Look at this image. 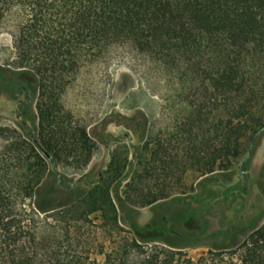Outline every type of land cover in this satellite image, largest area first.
Segmentation results:
<instances>
[{
	"label": "trees",
	"instance_id": "trees-1",
	"mask_svg": "<svg viewBox=\"0 0 264 264\" xmlns=\"http://www.w3.org/2000/svg\"><path fill=\"white\" fill-rule=\"evenodd\" d=\"M12 11L18 18L15 58L0 68V95H23L21 115L37 126L35 133L10 138V130L0 128L6 140L0 151V264H131L132 253L139 254L138 264H264V222L240 243L194 259L161 238L148 252L141 241L146 228L131 222V231L123 230L108 186L67 203H57L55 194L37 197L54 173L51 166L90 162L93 143L61 97L81 65L113 45H130L203 91L187 119L185 171L206 176L230 169L244 144L250 147L264 133V0H0V24ZM209 105L221 115L212 144L191 131L202 125L205 110L210 114ZM155 148L146 170L160 161ZM160 156L165 166L170 152ZM177 158L172 155V165ZM95 213L116 248L106 251L91 242L93 231L80 232L81 224L94 226Z\"/></svg>",
	"mask_w": 264,
	"mask_h": 264
},
{
	"label": "rangeland",
	"instance_id": "rangeland-1",
	"mask_svg": "<svg viewBox=\"0 0 264 264\" xmlns=\"http://www.w3.org/2000/svg\"><path fill=\"white\" fill-rule=\"evenodd\" d=\"M17 23V12L12 11L0 24V68L8 67L15 58ZM163 64L130 45H113L81 65L61 104L73 123L86 129L94 146L91 159L84 166H51L54 173L48 175L37 197L55 194L57 203H67L96 187L108 186L123 230L130 232L131 222L146 228L141 241L148 252L161 245L152 242L161 238L196 259L208 249L240 243L264 222V133L250 147L245 143L243 154L226 171L206 176L185 171L183 161L190 139L187 119L190 112L198 110L204 93ZM22 101L23 95H0V128L10 130L7 138L13 133H35L37 121L21 115ZM217 101L210 104L217 105ZM208 107L210 114L205 110L202 125L191 131L199 141L203 138L202 142L212 144L216 143L214 126L221 115L219 108ZM32 110L35 112L34 104ZM5 141L0 135V151ZM155 147L160 161L150 162L146 170L144 162ZM164 149L170 152L165 166L160 156ZM173 154L178 156L174 165ZM113 168L121 169V174ZM160 194L166 198L142 204L145 198ZM90 217L94 226L81 224L80 232L93 231L91 242L106 251L116 248L117 243L101 228L100 213ZM95 258L103 261V257ZM140 259L137 253L129 257L131 264Z\"/></svg>",
	"mask_w": 264,
	"mask_h": 264
}]
</instances>
